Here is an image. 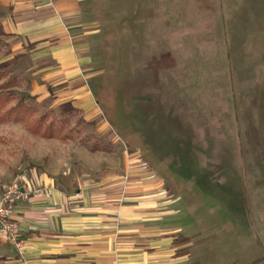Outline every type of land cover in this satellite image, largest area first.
<instances>
[{
    "label": "rangeland",
    "instance_id": "1",
    "mask_svg": "<svg viewBox=\"0 0 264 264\" xmlns=\"http://www.w3.org/2000/svg\"><path fill=\"white\" fill-rule=\"evenodd\" d=\"M84 13L79 93L97 116L67 101L69 87L32 86L46 60H12L0 73V189L35 171L65 194L78 177L114 194L104 180L127 165L128 194L206 208L172 235L189 241L177 261L154 264H264V0H88ZM13 43L0 27V62Z\"/></svg>",
    "mask_w": 264,
    "mask_h": 264
},
{
    "label": "crops",
    "instance_id": "2",
    "mask_svg": "<svg viewBox=\"0 0 264 264\" xmlns=\"http://www.w3.org/2000/svg\"><path fill=\"white\" fill-rule=\"evenodd\" d=\"M87 5L88 0H0L5 10L0 27L6 37L14 39L7 60H46V66L41 65L36 72L40 82L32 81V86L71 88L75 94L67 101L83 107L86 119L92 120L97 116L95 102L87 92L79 93L85 84L80 62L89 35L81 34ZM130 161L133 163V159ZM124 167L121 175L111 174L104 180V186L113 188L114 194H92L93 186L87 181L82 186L78 177L73 193L65 194L54 187L50 196L35 197L20 205L15 212L19 246L0 238L4 244L2 262L154 264L166 257L177 261V249L187 247L189 241L187 235L184 243L172 235L192 228L193 211L202 216L206 208L198 204L194 210L193 197L188 194H128V186L124 191L122 186L132 174L127 165ZM168 216L185 226L168 227ZM187 220L190 223L186 224Z\"/></svg>",
    "mask_w": 264,
    "mask_h": 264
},
{
    "label": "built area",
    "instance_id": "3",
    "mask_svg": "<svg viewBox=\"0 0 264 264\" xmlns=\"http://www.w3.org/2000/svg\"><path fill=\"white\" fill-rule=\"evenodd\" d=\"M54 189L42 174L22 171L0 189V238L19 246L20 227L15 212L20 205L39 196L48 197Z\"/></svg>",
    "mask_w": 264,
    "mask_h": 264
},
{
    "label": "trees",
    "instance_id": "4",
    "mask_svg": "<svg viewBox=\"0 0 264 264\" xmlns=\"http://www.w3.org/2000/svg\"><path fill=\"white\" fill-rule=\"evenodd\" d=\"M11 61L12 60H6V61H2V62H0V73H1V71H2V69L4 68V67H7V66H9L10 64H11ZM1 75V74H0ZM5 260V257H0V262H2V261H4Z\"/></svg>",
    "mask_w": 264,
    "mask_h": 264
}]
</instances>
